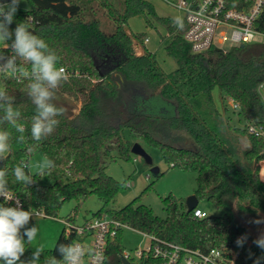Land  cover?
<instances>
[{"label": "trees", "instance_id": "trees-1", "mask_svg": "<svg viewBox=\"0 0 264 264\" xmlns=\"http://www.w3.org/2000/svg\"><path fill=\"white\" fill-rule=\"evenodd\" d=\"M83 1L29 0L31 8L16 15L17 23L29 24L57 53L68 78L57 89L58 99L52 101L65 111L57 117L53 133L36 142L30 130L36 115L28 96L30 80L0 73V88L14 97L18 122L25 125L22 143L18 141L21 134L11 125H0L11 132L10 151L0 160L8 189L27 207L42 208L50 216H56L66 201L74 199L80 206L96 195L102 206L94 215H111L190 248L237 251L236 264H264V248L255 243L262 237H251L237 214H264V181L259 174L264 137L232 126L213 94L219 88L224 104L232 98L246 122L264 127V104L258 93L264 80V43L195 53L184 37L186 25L180 28L174 18L158 15L149 0H99L115 21L112 32L103 30L102 22L92 17L93 0L90 4ZM138 14L148 15V24L159 23L172 37L166 52L176 68L170 73L145 46L144 33L126 32L128 19ZM15 26L14 22L11 27ZM135 40L143 45L144 53H136ZM59 97L70 100L73 111L59 103ZM157 99L170 104L172 112L166 107L152 108L150 102ZM138 141L159 146L169 165L195 172L194 193L199 203L207 200L223 214L199 218L194 209L187 211L185 204L168 195L163 198L166 216L161 217L141 202L144 192L122 208H111L127 181L108 174V164L115 158L130 160L131 148ZM44 156L55 167L33 172L32 162ZM22 163L29 165L25 172L32 175L30 185L17 182L13 175L14 167ZM241 238L243 243L237 244ZM72 242L63 231L55 247L41 254L40 264L46 257L62 259L58 246ZM122 247L121 232L114 244L116 264H121ZM32 251L29 247L22 259L30 258Z\"/></svg>", "mask_w": 264, "mask_h": 264}, {"label": "clouds", "instance_id": "clouds-1", "mask_svg": "<svg viewBox=\"0 0 264 264\" xmlns=\"http://www.w3.org/2000/svg\"><path fill=\"white\" fill-rule=\"evenodd\" d=\"M23 0H0V60H5V52H10L4 63L0 64V73L12 77H26L28 84V96L35 105L36 115L32 118L31 138L40 142L51 135L58 125V116L63 115L64 108L52 103L58 99L57 89L62 82L67 80L65 68L59 66L60 57L49 47L46 41L30 30V25L25 22H16V15ZM27 11V8H25ZM15 22V28L11 25ZM174 23L182 28L179 18ZM18 61L22 63H18ZM27 64L26 69L24 65ZM14 97L9 96L6 89L0 88V125L7 122L17 133L19 142L24 141L23 133L25 125L18 122L20 112L13 107ZM5 101L7 103H5ZM11 132L0 129V160L10 151L9 143ZM29 165L22 163L13 169V175L17 182L26 185L32 184V175L26 174L25 168ZM40 174L44 169L52 170L54 161L44 156L37 166ZM7 172L0 169V198L5 202L12 200L8 195ZM35 217V213L29 209L24 210L19 201L15 206H7L0 203V264H40L41 254L45 251L43 245L33 246L34 250L30 258L22 259L30 245L36 240L39 233L37 225L27 227ZM260 221H256L259 223ZM243 238L237 241L242 244ZM264 248V237L255 241ZM58 251L62 259L46 257L44 264H84L89 252L79 243L73 241L70 244H60ZM97 264L106 259L102 255L93 254Z\"/></svg>", "mask_w": 264, "mask_h": 264}, {"label": "built area", "instance_id": "built-area-1", "mask_svg": "<svg viewBox=\"0 0 264 264\" xmlns=\"http://www.w3.org/2000/svg\"><path fill=\"white\" fill-rule=\"evenodd\" d=\"M183 12L182 23L186 25L184 37L190 44L192 52L199 53L210 49H219L229 43L234 47L264 43V0H162ZM259 38V40H258ZM149 38L145 39L147 42ZM144 42V43H145ZM142 44L135 40L138 49ZM10 54V53H9ZM9 54H5V60ZM5 60H0V64ZM20 63V61H18ZM65 68V67H64ZM66 74L68 70L65 68ZM258 93L264 104V80L258 85ZM238 109L239 104L229 98ZM249 133L264 137V127L251 122L244 126ZM264 181V177L261 178ZM12 200L0 203L15 206L16 202L24 210L31 209L37 217L49 216L42 208L27 207L21 197L9 189ZM194 215L204 218L208 215L201 208H194ZM66 225L65 236L79 242L89 255L84 264H97L93 254L106 257L101 264H116L114 244L124 228H129L142 234L147 244L126 250H120L121 264L124 260L129 264H236L239 256L237 251H226L221 248H211L207 251L190 248L173 241L163 239L154 233L139 230L108 214L90 215L78 221V214L73 212L63 220Z\"/></svg>", "mask_w": 264, "mask_h": 264}, {"label": "rangeland", "instance_id": "rangeland-1", "mask_svg": "<svg viewBox=\"0 0 264 264\" xmlns=\"http://www.w3.org/2000/svg\"><path fill=\"white\" fill-rule=\"evenodd\" d=\"M116 3L118 0H113ZM153 3L156 12L160 16H169L174 19H183V12L178 8H175L162 0H149ZM82 3L90 4L89 0H84ZM94 11H91L92 17L98 18L102 22V28L106 32H112L115 28V21L110 12H107V8L104 7L99 0H93L92 3ZM30 9L31 4L29 0H23L20 4L19 10ZM96 11V12H95ZM98 12V13H97ZM90 13L88 12V15ZM148 15L138 14L131 16L128 19V26L133 33H144L149 37V42L146 47L149 51L155 52L157 60L160 66L165 72L170 73L176 68L175 60L166 52V46L172 40V37L168 34L167 30L159 23L148 24ZM163 37V38H162ZM259 40V38H258ZM2 47V45H0ZM224 49H231L232 45L227 43L222 46ZM136 53H142L139 48L135 46ZM139 54V55H140ZM214 97L223 109L226 120L231 123L232 126L244 127L246 121L239 113L238 109L234 108V103L230 99L225 100V104L222 102V93L219 88L213 91ZM159 100H153L150 106L161 110L162 107H166L172 112L170 104L164 103ZM59 103L64 104L70 111H73V103L63 97H59ZM224 104V105H223ZM226 107V108H224ZM128 133V132H127ZM134 140V138H132ZM139 142V141H138ZM147 153L152 158V163L149 164L146 160L137 154L132 153L130 160H123L115 158L110 161L107 167V173L116 178L119 181L126 180V185L119 191L115 200L110 204L111 208L119 209L128 204L134 198L143 193L141 202L152 207L155 214L165 217L166 212L164 210L163 198L168 195H173L186 205L187 198L194 194L196 188V173L187 172L178 167L169 165L163 154V150L159 146L149 145L140 142ZM42 162V159L36 157L31 164V170L33 172L38 171V165ZM260 177H264V160L259 162ZM152 167H159L160 175L156 176L152 172ZM76 200L66 201L56 216L37 217L33 221L29 222L27 227L37 225L39 233L33 245L29 247L34 250L33 246L43 245L45 249H52L55 247L56 242L60 234L64 231L66 225L63 220L67 219L73 212L78 214V221L83 218L92 215L98 211L102 202L96 195H92L87 201L83 202L80 206H77ZM199 208L203 209L210 215H221L222 210L216 209L207 200L201 201ZM241 222L245 225L247 231L251 237L259 238L264 237V214L259 213V216L244 214L237 211ZM256 221H260L256 223ZM147 239L140 233H137L129 228H124L122 232V246L126 250H132L136 247H142L147 244Z\"/></svg>", "mask_w": 264, "mask_h": 264}, {"label": "water", "instance_id": "water-1", "mask_svg": "<svg viewBox=\"0 0 264 264\" xmlns=\"http://www.w3.org/2000/svg\"><path fill=\"white\" fill-rule=\"evenodd\" d=\"M125 30L129 35H132V31L128 25H125ZM131 152L134 154L142 156L146 160L147 163H149V164L152 163L151 156L147 153V151L144 149V147L141 145L140 142H135L133 144V146L131 148ZM151 170L154 174H157L160 171L159 167H152ZM198 204H199V199L196 196V194L194 193V194L190 195L186 201L187 211H189V212L192 211L194 208H196L198 206ZM124 264H129V263H128V261L124 260Z\"/></svg>", "mask_w": 264, "mask_h": 264}, {"label": "crops", "instance_id": "crops-1", "mask_svg": "<svg viewBox=\"0 0 264 264\" xmlns=\"http://www.w3.org/2000/svg\"><path fill=\"white\" fill-rule=\"evenodd\" d=\"M149 38V37H148ZM150 40V39H149ZM149 40L147 41V42H145V46H146V44L149 42ZM140 47H139V50L142 52V53H144V47H143V45L141 46V45H139ZM141 53V54H142ZM137 54H140V53H137Z\"/></svg>", "mask_w": 264, "mask_h": 264}]
</instances>
